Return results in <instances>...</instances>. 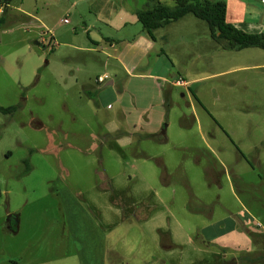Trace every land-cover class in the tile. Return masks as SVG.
<instances>
[{
  "label": "rangeland",
  "instance_id": "obj_1",
  "mask_svg": "<svg viewBox=\"0 0 264 264\" xmlns=\"http://www.w3.org/2000/svg\"><path fill=\"white\" fill-rule=\"evenodd\" d=\"M6 1L0 106H20L0 111V264H264V234L244 228L247 239L231 221L207 241L200 230L243 201L264 207V179L232 165L264 133V73L173 85L223 66L207 50L177 58L197 37L185 28L171 44L141 39V57L134 44L151 37L137 12L149 0ZM225 1L264 30L261 0ZM48 31L57 44L40 42Z\"/></svg>",
  "mask_w": 264,
  "mask_h": 264
},
{
  "label": "crops",
  "instance_id": "obj_2",
  "mask_svg": "<svg viewBox=\"0 0 264 264\" xmlns=\"http://www.w3.org/2000/svg\"><path fill=\"white\" fill-rule=\"evenodd\" d=\"M262 5L264 6L263 1L261 0ZM10 8V2L6 8V12L9 11ZM234 6L233 3L230 4L227 1V20L234 23L237 27L242 28L246 31L249 32H261L264 30H261L260 28L255 27V29H253V25L250 22H247V20L242 17V16H238L235 14L234 12ZM21 13L22 15H24L23 19H28L27 17H31L32 15L30 13H28V11H25L23 9H21ZM240 10H244V8H241ZM231 11V12H230ZM5 12V13H6ZM230 13H232V16L230 15ZM190 14H187L181 18H179L178 20L172 21L170 23H168L167 25L157 28L154 30V35L155 38L153 39L149 34V36L151 37V39L149 38L148 40L145 38L140 37V39L135 42V46L137 48L138 53L141 55V57H144L147 54V51L144 50V47L141 45V39L143 40L144 43L148 49L150 47H153V45L155 43L160 42V39L165 38V41L168 44H171V42H169L171 39L175 38V37H181L184 33H186V35L193 37V35H197L196 40H195V44H192L190 48H184L183 46H181L180 48H178L177 50H175L177 58L179 59H183L184 56H186L187 58H189L190 56H192L193 54L196 55V52H200L201 50H207L208 54L210 53V56H212L214 63L216 64H220L221 67L218 70L213 71L211 74H207V75H202L200 77H193L191 79H186L184 76L180 75L178 76V79H176L175 82H173V85H177V86H188L189 83H192L193 81L197 82V80L203 79L205 80V78H208L210 76H223L225 74H233V73H238V72H247L249 70H259L262 73H264V49L260 48V47H245L242 49H225L222 47V45L217 42L216 40H214L211 36V32H210V28L209 25L207 27V29L205 28V24L198 19L195 18H190L189 17ZM138 16V15H137ZM35 18H39V16L35 17ZM139 20V19H138ZM65 21H68L67 18H65ZM43 22V21H42ZM140 22V21H139ZM45 25V23H43ZM85 29L90 32L91 31V27H93L92 24H87L85 25ZM262 26V25H260ZM179 28H185L186 31L184 33H179L176 32L174 33V30L177 31L179 30ZM189 28V29H188ZM209 28V29H208ZM161 29H168L167 32L166 30H164L163 33H161ZM183 30V29H182ZM173 31V34L171 35V32ZM43 32V35H49V37H44L43 39V44H49V40L51 39L52 41L55 40V35L53 32ZM148 33V32H147ZM190 33V35H189ZM146 37V36H143ZM48 39V40H46ZM103 41H112V37L107 36L106 38H102ZM95 42H99V40L94 39ZM207 41L208 43V47L206 48V46L204 45V42ZM114 41L110 42L113 43ZM54 44H57V41H54ZM174 45V44H173ZM181 45V43H180ZM171 47L172 51L174 49V46H169ZM197 47V49H196ZM193 48L195 49V51H190L193 50ZM172 51H168L171 53V57L174 59V53H172ZM174 52V51H173ZM200 54V53H199ZM184 55V56H183ZM152 75H154L156 78H165V76L163 74L160 73H153ZM239 78H237L236 80H231L230 84H241V83H246V81H251V79H244L243 82L238 81ZM111 85L115 84V79L114 78H110L108 80ZM200 82V81H198ZM157 131L154 132H150V133H155ZM245 139V137H244ZM239 147V154L238 157L235 158L233 165V170L236 172V174H238V170L240 171V168H242V166L245 164L247 165L246 167H249L251 170L253 171H257V177L259 180H263L264 179V173H262V171H264V133L261 137L260 141H254V143H245V147L246 150H243L240 146ZM211 149H213L212 147H210ZM214 151V150H213ZM243 151V152H242ZM219 161H222V158L218 157ZM239 165V167H238ZM234 194L238 196L237 191H234ZM240 198V197H239ZM241 199V198H240ZM242 200V199H241ZM247 202H252L250 200H248ZM243 205L242 207H244L245 209H243V211L238 212H231L230 215H226V216H221L219 217L215 222L213 223H209L206 226H203L200 230L201 232L204 234V240L207 241V239L205 238L207 235V230H209L210 226H217L218 229L223 230L226 228V222L231 221L230 222V227H231V231L235 234H239L241 233L242 235L246 236L245 234V229L247 228V232H253V234H264V207H262V210L260 211V214H258L255 211V204L254 200L252 203L248 204L246 202H242ZM255 211V212H254ZM9 218L7 219L9 221V223L12 225L11 223V219L16 218L18 220V218L20 217L18 214H13L11 215L10 213L8 214ZM255 223V225H253L252 223ZM17 226H19V221ZM211 226V227H212ZM18 229V227H17ZM18 230H16L17 232ZM230 231V232H231ZM210 242H213L212 239L209 240ZM251 240H248V242ZM238 243L235 244V248L234 250L236 251V248L238 247ZM13 264H20L19 262H17L16 260L12 261Z\"/></svg>",
  "mask_w": 264,
  "mask_h": 264
},
{
  "label": "trees",
  "instance_id": "obj_3",
  "mask_svg": "<svg viewBox=\"0 0 264 264\" xmlns=\"http://www.w3.org/2000/svg\"><path fill=\"white\" fill-rule=\"evenodd\" d=\"M150 7L137 12L138 19L144 30L154 39V30L193 14L205 20L210 28L211 36L225 49H242L245 47L264 48V31L249 32L237 27L227 20V2L225 0H174L173 5H168L161 0H149ZM5 22V17L0 16V25ZM20 104L0 106V111L8 113L16 111ZM28 163V160H25ZM30 166L27 165V171ZM2 193L0 186V195Z\"/></svg>",
  "mask_w": 264,
  "mask_h": 264
},
{
  "label": "built area",
  "instance_id": "obj_4",
  "mask_svg": "<svg viewBox=\"0 0 264 264\" xmlns=\"http://www.w3.org/2000/svg\"><path fill=\"white\" fill-rule=\"evenodd\" d=\"M263 1V3H264V0H262ZM0 2H3V4H7V1L6 0H0ZM3 5L1 4L0 5V12H2L3 11ZM105 77H107V75H105V76H103V75H101V76H99V78H98V80L99 81H103L104 79H105Z\"/></svg>",
  "mask_w": 264,
  "mask_h": 264
},
{
  "label": "flooded vegetation",
  "instance_id": "obj_5",
  "mask_svg": "<svg viewBox=\"0 0 264 264\" xmlns=\"http://www.w3.org/2000/svg\"><path fill=\"white\" fill-rule=\"evenodd\" d=\"M12 225H17L18 220L16 218L11 219Z\"/></svg>",
  "mask_w": 264,
  "mask_h": 264
},
{
  "label": "water",
  "instance_id": "obj_6",
  "mask_svg": "<svg viewBox=\"0 0 264 264\" xmlns=\"http://www.w3.org/2000/svg\"><path fill=\"white\" fill-rule=\"evenodd\" d=\"M37 44H39V41H36ZM44 46V45H43Z\"/></svg>",
  "mask_w": 264,
  "mask_h": 264
}]
</instances>
